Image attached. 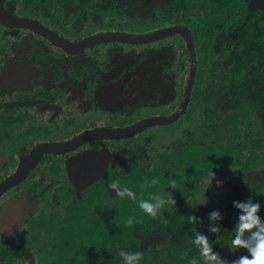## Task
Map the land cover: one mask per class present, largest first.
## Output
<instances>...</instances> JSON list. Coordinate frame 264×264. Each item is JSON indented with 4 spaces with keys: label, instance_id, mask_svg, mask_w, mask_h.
Returning <instances> with one entry per match:
<instances>
[{
    "label": "flooded vegetation",
    "instance_id": "1",
    "mask_svg": "<svg viewBox=\"0 0 264 264\" xmlns=\"http://www.w3.org/2000/svg\"><path fill=\"white\" fill-rule=\"evenodd\" d=\"M254 1L156 0L148 20H168L162 33L140 30L146 0H0V264H120L81 246L89 244L83 225L111 216L113 179L151 170L191 142L161 158L149 151L148 161L128 162L129 143L178 123L191 103L190 78L180 96L183 83L168 71L176 59L167 53L189 55L190 77L195 51L214 39L222 40L219 54L229 56L219 67L224 78L233 79L227 68L239 70L256 57L264 65V40L257 39L264 30L256 27L264 8ZM140 124L125 136L97 134ZM251 153L233 164L242 170ZM193 166L192 180L218 171L190 160L170 171ZM18 172L22 178L7 185Z\"/></svg>",
    "mask_w": 264,
    "mask_h": 264
},
{
    "label": "rangeland",
    "instance_id": "2",
    "mask_svg": "<svg viewBox=\"0 0 264 264\" xmlns=\"http://www.w3.org/2000/svg\"><path fill=\"white\" fill-rule=\"evenodd\" d=\"M146 3H148L145 10L146 19L140 30L142 32H155L159 29L156 32L163 33V31H160L162 29L168 32L170 26L168 20L162 22H149L148 20L149 15L153 13L152 7H154L156 0H146ZM171 24L173 23L171 22ZM179 24L185 25L182 21ZM187 27V29H193V25L190 23ZM256 27L264 30V23H260ZM221 43L222 40L217 41L214 39L208 50L200 51L199 49L198 52L195 51L194 66H196V69L192 72L191 77L188 73L191 67L188 64L191 63L189 55H183L180 53L181 51L179 52L175 48L169 49L170 51L167 53L168 60L172 57L176 59L172 61V66L168 69L172 73L169 75L172 81L176 79L183 83L180 96L190 78L188 88L193 93L191 103H188V108L183 111L178 123L158 127L154 132L143 134L137 140L129 143L127 147L130 150L131 157L128 158V162H140L141 159L148 161L150 159L149 151L153 157L158 156L161 158L164 154L167 155L178 146L187 144L192 139H197L206 145L220 144L221 140L235 139L238 143L244 142L242 156L245 158L249 156L252 146L250 141L247 140L246 134L254 126L257 129H259V126L260 128L264 126V65L258 57L252 61H245L244 67L241 68V81L239 84H234L232 79L224 78V74L219 68L221 65L224 66L225 61L229 59V56L225 59L223 57L225 54H219V50L222 49L220 48ZM154 52L150 50L147 55L154 54ZM157 52L158 54H155L157 57L164 56L166 53ZM160 61H163V59H160ZM183 61H185L184 64ZM155 63L156 66L157 64L163 65L162 62H158L156 59ZM244 99L251 100L255 109L254 112L252 111L248 116L242 118L240 115H242L243 110L238 104L239 101ZM143 150L147 151L148 155H143L141 152ZM255 156V165L250 166L244 172H242L239 164H230L215 171V176L209 187V176L201 180H192L191 175L197 171V166H193L192 169L186 168L173 175V178L177 181L176 188L173 189L169 186L168 190L170 191L166 192H170L174 196L176 204L163 209L159 216H156L157 219L155 217L150 218V221L155 223L148 235L140 237L134 246L126 247L127 245H124L119 247L143 252L144 264H165L161 252L179 239V232L176 227L179 221V214L177 213L182 212L185 208L197 207L198 209L200 207L202 211L208 210L209 213L214 209H219L221 212L223 218L218 222L222 225L219 233L228 234L229 245L228 248L220 252L222 256L232 261L240 256L248 255L246 249H232L230 241L238 217V210L234 207L233 201H243L251 197L253 201L260 202V214L264 216V149L258 150ZM123 167L126 166H121V168ZM217 181L222 183L217 186ZM182 186H185L183 190ZM162 192L161 187L158 191H155V193ZM146 198H149V195ZM173 214L175 215L173 216ZM181 218L186 219L183 216ZM166 219H169V221H166ZM208 223L204 227L206 232H210L208 231ZM87 242V239L83 240L81 246H88ZM75 250V247L69 248L70 253Z\"/></svg>",
    "mask_w": 264,
    "mask_h": 264
},
{
    "label": "trees",
    "instance_id": "3",
    "mask_svg": "<svg viewBox=\"0 0 264 264\" xmlns=\"http://www.w3.org/2000/svg\"><path fill=\"white\" fill-rule=\"evenodd\" d=\"M244 8L245 5L241 3V10L243 11ZM257 39L261 41L264 40L263 33H259ZM228 69L229 68L226 70V76L233 78L232 80L234 84H239L241 81L240 79L242 78V69H236V71ZM238 105L243 110L242 115H240L242 118L248 116L250 112H254L255 107L251 100L244 99L243 101H239ZM246 136L247 140L251 143L252 153L250 159L242 162V172L247 170L249 166H254L256 152L264 149V126L262 128L259 126V129L254 126L249 130V133L246 134ZM243 148L244 142L238 143L235 139L231 141L221 140L220 144H210L209 146H204L196 140H191L187 146L180 147L176 153L167 155L164 161H158L152 166L151 170L139 171L137 168H134L127 178H122L120 181L133 187L137 192L138 197L145 198L150 192L158 190L161 186H164L166 190L169 189L166 187V183L168 182L170 174L172 177L175 175L174 172H176V170L170 171V167L174 165L175 162L177 164V162L181 163L184 160H190L193 164H209L213 166V170H219L220 168L233 164L237 162L238 159L242 158ZM166 168L169 169L168 174H165ZM153 178L157 179L159 182L152 184L151 181ZM184 188L185 186H182V190ZM170 206L172 205H166L165 208ZM208 213V210L202 211V208L200 207L198 209L197 207L185 208L182 212L177 213L179 214V221L177 220L178 223L176 227L179 232V239L168 245L161 252V257L165 264H188V259L190 257L199 255L198 249L192 244V237L195 231L205 233L209 237V240L216 251L221 252L228 248L227 233L221 234L219 232L212 233L205 231L204 227L208 223ZM174 215L175 214H173V216ZM190 215H195L200 218L201 222L195 224L191 223L188 220V216ZM129 216L134 218V223L132 225L127 224V218ZM181 216L186 219L183 220ZM150 218L152 217H149L138 208L135 201L120 200L116 197L113 201L111 216H104L101 220H98L96 225L91 223L83 225L82 237L89 238L88 246L84 247L88 250H96L98 253L104 252L108 258L117 261L119 259L117 248L119 246L127 245L126 247H132L138 242L140 237L148 235L152 225L155 223L150 221ZM166 221H169V219H166ZM111 247H113V253L109 254L111 252ZM85 248L82 250L84 251ZM119 249L120 247L118 250Z\"/></svg>",
    "mask_w": 264,
    "mask_h": 264
},
{
    "label": "clouds",
    "instance_id": "4",
    "mask_svg": "<svg viewBox=\"0 0 264 264\" xmlns=\"http://www.w3.org/2000/svg\"><path fill=\"white\" fill-rule=\"evenodd\" d=\"M215 173H209L208 187L213 180ZM155 178L152 184L158 183ZM247 183V181H245ZM217 186L222 182L217 181ZM177 181L169 175L168 186L176 188ZM108 189L114 190L115 197L120 200L135 201L138 208L149 217H156L166 205H175L176 200L170 192L149 193V198H140L133 187L122 183L119 179H113ZM234 207L238 210L237 222L234 227V234L231 238V248L246 249L248 255L240 256L238 259L229 261L222 254L216 251L209 240V237L201 232L195 231L192 237V244L198 249L199 255L188 259V264H264V216L261 213V204L253 201L251 197L243 201H233ZM219 209H214L208 214V231L217 233L222 225ZM191 223H200V218L195 215L188 216ZM134 218L129 216L127 224L132 225ZM120 264H144V253L139 250L120 248L118 250Z\"/></svg>",
    "mask_w": 264,
    "mask_h": 264
},
{
    "label": "water",
    "instance_id": "5",
    "mask_svg": "<svg viewBox=\"0 0 264 264\" xmlns=\"http://www.w3.org/2000/svg\"><path fill=\"white\" fill-rule=\"evenodd\" d=\"M254 4L252 5V7L256 4L260 7H263L264 8V0H256L253 2ZM145 126V124H140V125H137V126H133L129 129H125L123 131H112V132H109V133H102V132H98L97 134L98 135H108V136H112V137H120V136H125V135H129L131 134L132 132L140 129L141 127ZM83 139V138H82ZM22 169H26L27 166H23L21 167ZM24 171V170H23ZM23 173L24 172H18V174L16 176H14L10 181H7V185H11L13 183H15V181L19 180L20 178H22L23 176Z\"/></svg>",
    "mask_w": 264,
    "mask_h": 264
}]
</instances>
